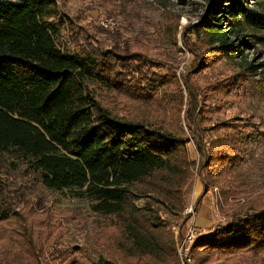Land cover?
Segmentation results:
<instances>
[{
	"label": "trees",
	"instance_id": "obj_1",
	"mask_svg": "<svg viewBox=\"0 0 264 264\" xmlns=\"http://www.w3.org/2000/svg\"><path fill=\"white\" fill-rule=\"evenodd\" d=\"M255 1L227 0L225 9L221 0L208 2L206 13L184 32L195 62L212 53L231 59L242 44L264 52V12L250 7ZM66 30L70 41L63 39ZM240 35L248 41L240 42ZM132 49L102 50L76 30L56 0H0V182L8 174L6 161L49 190L88 199L91 210L108 219L96 232L106 251L96 264H178L175 237L155 204L181 211L185 188L198 172L203 192L197 203L218 189V208L230 221L194 239L193 264L231 255L241 264H264V193L240 196L234 173L242 162L243 133L253 126L240 120L205 126L201 142L192 139L198 155L192 157L191 140L177 127L184 100L180 80L154 71ZM234 78L203 86L202 100ZM188 79L183 119L195 137L199 123L217 110L207 104L189 110L199 94ZM169 86L171 92L162 91ZM97 88L121 99L132 115L107 105ZM166 112L178 122L165 123ZM14 191L22 196L20 186ZM11 208H0V222ZM18 234L20 241L8 239L15 255L5 258L0 250V264L37 260L35 233ZM66 252L55 247L57 264H76L66 261Z\"/></svg>",
	"mask_w": 264,
	"mask_h": 264
},
{
	"label": "rangeland",
	"instance_id": "obj_2",
	"mask_svg": "<svg viewBox=\"0 0 264 264\" xmlns=\"http://www.w3.org/2000/svg\"><path fill=\"white\" fill-rule=\"evenodd\" d=\"M210 1L213 0H56L61 12L70 19L76 30L86 32L102 50L113 46L123 48L130 44L133 51L144 55L151 62L154 71L175 74L184 95L181 122L170 118V113L166 112L165 123L169 120L174 124L178 122L177 127L191 140L189 146L192 157L197 159L198 156L193 140L196 138L201 142L199 133L206 135L205 126H211L215 121L234 120L252 125V129L243 133L242 162L234 168V173L238 179L236 187L241 192L240 196L245 197L247 193L257 195L264 193V52L260 45L252 47L242 44V51L231 59L212 53L210 57H204V54L195 62L186 46L184 32L186 26L197 22L206 13ZM227 4V0H221L220 8L225 9ZM250 7L264 12V0L255 1ZM104 17L113 18L114 25L103 26L101 20ZM70 34L66 30L63 39L70 41ZM239 40L248 41L243 35H240ZM185 77H189V86L199 94L198 103L189 110L198 112L206 104L217 110L209 113L211 118L207 122L199 123L200 129L195 137H192L183 119L187 107V92L183 82ZM228 77L236 78L233 83L228 82L213 93L212 99L206 102L202 100L203 86ZM193 83L200 87L196 89ZM172 90L173 87L169 86L162 91ZM96 94L114 110L132 115L133 110L125 108L121 99L112 93L97 88ZM3 165L8 174L1 175L5 181L0 182V187L5 186L6 189L0 193V208L12 207L10 210L13 212L11 214L9 211L7 219L0 222V250L5 258H12L16 253L8 239L20 241L18 230L27 235L33 231L35 243L41 248L36 254L37 260H20L19 257L17 261L21 264H57L58 259L52 256L56 254L57 246L67 251L65 256L68 263L96 264L101 256H106L96 232L108 219L95 214L88 199L72 197L67 190H49L32 174H25L6 161ZM19 186L22 196L14 191ZM198 187L201 190L197 192ZM202 192L203 184L196 172L185 188L186 202L181 211L173 212L155 204L175 237L178 264H193L189 250L194 240L190 243L186 241L181 248L189 228L195 226L204 229L203 234H211L230 221L218 208V189L208 190L198 204ZM143 200L140 199L137 206H142ZM189 206L192 211L187 213ZM204 209L206 211L201 215ZM197 213L206 225H195ZM10 249L12 251L6 254ZM219 257L217 260L210 257L209 260L197 261L200 264H241L232 258L233 255Z\"/></svg>",
	"mask_w": 264,
	"mask_h": 264
},
{
	"label": "built area",
	"instance_id": "obj_3",
	"mask_svg": "<svg viewBox=\"0 0 264 264\" xmlns=\"http://www.w3.org/2000/svg\"><path fill=\"white\" fill-rule=\"evenodd\" d=\"M101 24L105 27H109V26H113L114 25V20L113 18L111 17H104L102 20H101ZM190 207V208H189ZM187 209H186V212L189 213L188 211H192V208L191 206H189ZM205 230L204 229H201V228H197L194 226V228H189V230H187V234H185V238L183 240V242L181 243V248L183 246H185V242L186 241H189L192 242L198 235L200 234H203ZM189 260V259H188Z\"/></svg>",
	"mask_w": 264,
	"mask_h": 264
},
{
	"label": "crops",
	"instance_id": "obj_4",
	"mask_svg": "<svg viewBox=\"0 0 264 264\" xmlns=\"http://www.w3.org/2000/svg\"><path fill=\"white\" fill-rule=\"evenodd\" d=\"M200 190H201V189L198 187V188H197V192L200 191ZM205 211H206V209H204L203 211H201V215H203ZM198 217H199V216H198V213H197V217L194 218V223H195V225H202V226H203V225H206V224L203 223V220H200V218H198ZM201 221H202V222H201Z\"/></svg>",
	"mask_w": 264,
	"mask_h": 264
}]
</instances>
